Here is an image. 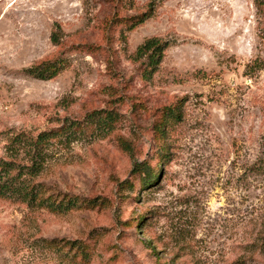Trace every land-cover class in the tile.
I'll use <instances>...</instances> for the list:
<instances>
[{
  "label": "rangeland",
  "instance_id": "rangeland-1",
  "mask_svg": "<svg viewBox=\"0 0 264 264\" xmlns=\"http://www.w3.org/2000/svg\"><path fill=\"white\" fill-rule=\"evenodd\" d=\"M0 160V264H264V0H0Z\"/></svg>",
  "mask_w": 264,
  "mask_h": 264
},
{
  "label": "trees",
  "instance_id": "trees-1",
  "mask_svg": "<svg viewBox=\"0 0 264 264\" xmlns=\"http://www.w3.org/2000/svg\"><path fill=\"white\" fill-rule=\"evenodd\" d=\"M149 17L147 14H144L142 18H140L137 22V24L142 23V21ZM55 41V36H53L52 41ZM167 45L162 43L160 40L156 38L148 39L144 41L142 45H140L136 52H135V59H145V70L143 77L145 79H150L153 73L157 70L158 66L162 62L163 59V53L166 49ZM56 65H48V63L40 64L37 66H33L32 68H29L27 73L29 76L41 80V81H47L52 79L56 73H57ZM51 137L50 134L43 133L39 134L34 143L33 146L36 150V157H41L43 153L41 154V150L38 148H43L47 144L48 139ZM32 170L38 171L40 162L37 160V158H34L32 160ZM13 167L10 163L4 162L0 160V197H15L20 198L22 200H26L28 202L30 201H36L38 197V202L41 201V196L39 195V191H35L34 187L28 188L27 185L23 184V180L19 182L20 175L12 176ZM142 172L145 175V184L150 185L151 183H154L156 180V175L153 174L149 168L142 169ZM155 180V181H154ZM43 193V192H41Z\"/></svg>",
  "mask_w": 264,
  "mask_h": 264
}]
</instances>
